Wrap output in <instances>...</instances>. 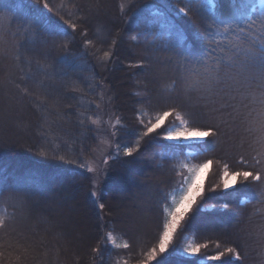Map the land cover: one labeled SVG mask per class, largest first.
I'll use <instances>...</instances> for the list:
<instances>
[{
  "label": "trees",
  "instance_id": "obj_1",
  "mask_svg": "<svg viewBox=\"0 0 264 264\" xmlns=\"http://www.w3.org/2000/svg\"><path fill=\"white\" fill-rule=\"evenodd\" d=\"M96 1L103 9L98 7L97 15L90 10ZM96 1L47 0L45 8L44 0H0V39L8 48L0 71L4 82L0 99L3 91L9 94L2 95L4 103L11 105L12 121L19 123L9 129L18 135L15 142L0 138V207L7 202L10 215L0 227V264H139L158 240L169 194L181 176L188 175L180 163L207 160L213 163L203 198L168 251L149 264H264V198L258 199L264 191V178L257 182L240 177L230 189H224L221 181L224 164L229 171L264 173V147L258 140L260 133L250 124L253 111L261 106V96L256 98L254 89L264 92L256 81L261 69L243 56L235 57L226 46L229 40L249 46L252 37L239 33L217 36L223 41V50L212 52L208 40L195 35L204 33L210 22L198 10L197 0ZM180 8H188V15L180 13ZM154 10L186 33L190 52L171 50L162 38L150 43L153 36L145 33L158 19ZM218 11L230 15L228 0L219 3ZM71 23L76 24L75 30ZM252 36L261 38L258 27ZM89 40L92 44L86 45ZM109 50L113 55L101 60ZM180 59L188 62L186 67L164 70L165 63L177 64ZM217 60L221 61L219 73H206L205 64L214 65ZM139 61L144 64L136 67ZM186 88L192 96L184 95ZM104 90L121 121L115 138L120 148L111 159L97 201L91 194L92 175L87 165L98 143L92 121ZM170 107L185 114L189 127H213L217 134L197 142L165 140L164 133L177 122L169 117L160 129L144 136L155 114ZM19 108L24 111L20 113ZM137 143L140 148L125 156L124 148ZM214 185L218 187L210 191ZM121 186L134 195V213L143 208L151 217L141 229L127 226L113 207V196ZM28 191L42 197L52 194L61 205L93 217L91 238L77 260L71 250L60 248L51 238L31 246L21 239L15 243L13 237L9 241L1 238L15 224L21 225L22 233L30 230L24 221L17 223L20 208L11 200L24 198ZM244 198L251 202L241 206L239 201ZM223 204L228 207H221ZM42 214V225H50L52 216L46 211ZM56 232L65 240L62 225L56 226ZM109 232L117 243L127 241L129 247H114L106 240ZM32 233L35 237L39 232ZM46 233L48 237L53 234ZM188 239L207 242L208 247L195 256L181 254ZM227 247L241 253L240 261L227 256L220 261L206 259Z\"/></svg>",
  "mask_w": 264,
  "mask_h": 264
},
{
  "label": "snow or ice",
  "instance_id": "obj_2",
  "mask_svg": "<svg viewBox=\"0 0 264 264\" xmlns=\"http://www.w3.org/2000/svg\"><path fill=\"white\" fill-rule=\"evenodd\" d=\"M199 4V9L207 15L209 23L205 25L204 33L196 32L195 35L201 40H208V46L212 52L217 50H223L221 45L223 41L217 40V36H230L235 33H239L243 36H251L252 42L249 46H242L238 43H233L228 41L227 47L233 52L235 57L243 56L246 60H251L255 62L261 69V87L264 88V0H228L231 8L230 15H223L218 11V5L222 0H197ZM44 7L48 8L47 0H44ZM123 9V5H121ZM180 13L187 16L189 9L180 8L178 9ZM153 16L158 19H154L149 26L145 35H152L153 40L151 44H155L157 38H162L165 41L167 47L171 50H176L178 52H190L192 45L187 43V35L175 24L171 23L167 17H164L163 13L159 10H154ZM70 23V22H69ZM259 28L261 33V38L256 39L252 36V33ZM71 28L76 29V24L71 23ZM136 40V37H132ZM116 41H113L115 44ZM86 45H91L92 41H85ZM66 48V45H65ZM113 55L112 51H105L103 56L100 57L101 60H108ZM211 59V56H209ZM229 59H232L231 57ZM144 64V61H139L136 67H140ZM221 61H215L214 65L205 64L204 71L208 74L219 73ZM219 79L218 76L214 77ZM25 91H27L25 89ZM231 99H235L232 96ZM261 109L258 112L259 121L256 126V130L260 133L258 140L260 141L262 147H264V92L261 93ZM227 105H221V107H226ZM169 117H175L179 121V126L171 128L164 133V139L169 141H191V140H204L210 135H216V131L213 127H208L206 130L201 128L189 127V120L185 118V114L178 111L176 107H170L165 111L156 113L154 116V122L150 121L149 126H147L144 136H148L151 133L156 132L160 129ZM98 121L93 120L92 123H97ZM143 123V120H141ZM119 147V146H118ZM140 148V144H135L134 147H125L124 155L132 156L135 151ZM45 155V153H41ZM63 160V157H60ZM243 161V157H241ZM247 163L246 161H243ZM74 163V162H73ZM211 160H207L201 164H195L189 166L186 163L181 162L179 167L186 168L188 170V176H181V179L176 182V188L173 192L169 194L168 199H170V204L165 203L162 209V218L158 226V240L144 255L145 259L141 260L139 264H149V262L157 260L161 254L166 253L173 244L174 238L179 230H182L185 223L190 217L193 208L197 205L198 200L202 199L204 196L205 188L204 183L207 175V171L212 165ZM83 167V166H81ZM89 171H94V169L89 168ZM180 175V173H178ZM242 177L244 181L251 178L253 181H261L264 178V173L261 171H229L228 164L223 165L221 181L224 189L234 188L238 183V178ZM218 185H214L211 190H214ZM92 196H96V192L93 191ZM259 198H264V191L261 192ZM251 200L248 198L241 199L239 201L241 206L250 203ZM221 207L227 208V204H223ZM99 208L103 209L104 204H99ZM6 223V216L0 214V227H3ZM106 240L110 242L116 248L127 249L129 243L124 241L122 244L117 243L116 236L109 232L106 234ZM217 247H219V242H217ZM207 242L195 243L193 240L184 246L183 253L189 256H195L201 252V249L207 248ZM99 251V249H95ZM229 259H235L237 262L241 259V253L237 251L235 247H227L224 251L217 252L215 255L207 256L206 259L211 261H220L224 257Z\"/></svg>",
  "mask_w": 264,
  "mask_h": 264
},
{
  "label": "rangeland",
  "instance_id": "obj_3",
  "mask_svg": "<svg viewBox=\"0 0 264 264\" xmlns=\"http://www.w3.org/2000/svg\"><path fill=\"white\" fill-rule=\"evenodd\" d=\"M96 1V0H95ZM102 9V7L99 5V3L96 1V4L93 5L90 10L92 11V14L97 15L96 9ZM103 10V9H102ZM99 14V12H98ZM1 19V17H0ZM4 20V19H3ZM2 20V21H3ZM9 21L6 22V24ZM7 45L4 44L3 38L0 39V71L3 68L2 63L5 61L6 53H7ZM186 64L188 62H185L184 60H179L176 63H165L164 64V70L170 71L175 70L180 67H186ZM190 64V63H189ZM179 65V66H178ZM251 81L254 80L253 77L250 78ZM257 83L261 85V79H256ZM254 81L253 84L256 82ZM3 80L0 79V86L3 85ZM264 89V88H263ZM255 90V97L259 98L261 96L262 90L260 89H254ZM191 90H188L186 88V91L184 93L192 96L190 93ZM3 96H8L9 94L6 92L1 93ZM1 95L0 99V106L3 110H0V138L8 139L9 143H13L17 140L16 134H13L9 131L11 126H17L19 123H16L12 121V108L11 105H7L4 103V99ZM7 105V106H6ZM99 111L96 115V121L95 127H96V133L98 136V143L96 147L94 148L91 157H89L88 161V169L92 168L94 171H90L92 175V189L91 193L93 191L96 192V196L94 197L97 201H99V195L101 193V190L103 189V185L106 182L109 174V168L111 159L116 157L119 153L118 144L116 142V133L118 127L121 125V121L119 117L116 115L114 105L111 99V96L109 93L104 90L103 94L99 100ZM261 106L258 105V108H255V111L252 113L251 117V127L254 129V126H257V123L259 121L258 112L260 111ZM24 111L23 108H19V112L22 113ZM22 125V124H21ZM25 125V124H23ZM176 126H179V121L177 120L176 124L172 126L171 128H174ZM199 128V127H196ZM2 129V130H1ZM202 130H206L204 128H201ZM4 130V131H3ZM3 131V132H2ZM25 136H30L28 132H25L21 130ZM16 136V137H15ZM207 137L204 139L206 140ZM204 140H191V141H174V142H197V141H204ZM189 166L195 165V164H188ZM211 168V167H210ZM210 169L207 171L206 179L208 177ZM154 174H158L157 171H155ZM189 175V173H188ZM187 175V176H188ZM205 179V181H206ZM126 181V180H124ZM205 184V183H204ZM235 187V186H234ZM134 194V193H133ZM113 207L116 210V213L118 216H120L125 224L129 227L133 228H139L141 229L144 227V225H147L149 223V219H151L150 215L145 212L143 208H140V210L137 213H134V195H130V193L125 190L124 186L118 190L115 196H113ZM13 198V197H12ZM12 202L19 206L20 212L18 216L17 223H20L24 221L23 223H26L27 227H30V230L21 232V225L15 224L11 228L8 227L6 231H4L1 238H7V240L13 237L12 241L15 240V243L17 242V239L24 240L25 243L28 246H31L37 242H44L51 241L55 242L57 246H60L62 249H68L71 250V254L74 260H77L78 253L80 252V249H83L85 245L88 243V240L91 238V233L93 231L92 229V223L94 221L93 217L90 215H86L83 211L81 212H74L70 208H68L66 205H61L59 202H57L56 198L52 196H45L42 197V195H38V193L28 191L26 196L24 198L20 197L17 199H12ZM82 208H87V205L84 202H81ZM49 212V214L52 216V220H50V225L43 224L41 221L44 219V216L42 213ZM145 212V214H144ZM0 214H3L7 217L10 216L8 214V203L3 202L0 207ZM20 217H23L24 219H20ZM49 220V219H48ZM62 225L66 229V235L65 240L63 238H60L58 235V232H56V226ZM38 231V235L33 237L31 234L32 232ZM52 232V236L48 237L46 232ZM15 233V234H14ZM22 233V235H21ZM8 240V241H9ZM38 240V241H37ZM54 240V241H53ZM67 240V241H66ZM189 240L188 239L187 243ZM72 243V244H70ZM70 247V248H69ZM85 250V249H84ZM186 254V253H184ZM188 255V254H186ZM38 257H40L38 255ZM40 261V260H39Z\"/></svg>",
  "mask_w": 264,
  "mask_h": 264
}]
</instances>
